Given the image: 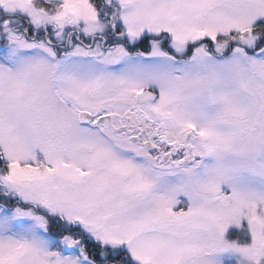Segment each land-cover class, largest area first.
Masks as SVG:
<instances>
[{
	"label": "snow or ice",
	"instance_id": "6c2138e0",
	"mask_svg": "<svg viewBox=\"0 0 264 264\" xmlns=\"http://www.w3.org/2000/svg\"><path fill=\"white\" fill-rule=\"evenodd\" d=\"M0 264H264V0H0Z\"/></svg>",
	"mask_w": 264,
	"mask_h": 264
}]
</instances>
